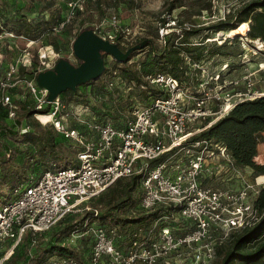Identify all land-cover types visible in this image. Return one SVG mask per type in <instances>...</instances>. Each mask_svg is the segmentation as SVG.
Returning <instances> with one entry per match:
<instances>
[{
	"label": "trees",
	"instance_id": "obj_1",
	"mask_svg": "<svg viewBox=\"0 0 264 264\" xmlns=\"http://www.w3.org/2000/svg\"><path fill=\"white\" fill-rule=\"evenodd\" d=\"M61 1L63 5H67L76 0ZM133 3V0H80L65 16L63 8L55 0H0V38H22L31 44L42 41L44 47L50 48L53 56H64L74 39L82 32L88 29L98 30L97 24L105 17L109 8L117 11L120 5L131 8ZM173 4L169 5L167 12H171ZM202 9H210V4L202 6ZM164 23L162 20V25ZM242 23L248 25L249 30L245 37L249 41L264 42V0H249L228 15L227 19H220L211 25L192 28L178 23L176 27H171L172 31L156 37L155 40L140 38L127 49L121 48L122 53H125L143 43L139 48L131 50L125 59L119 60L124 64L137 53L145 50L146 53L143 60L137 63V70L128 67L121 71L120 80L128 84L129 91L137 90L147 101L143 105L139 104L141 107L164 96L162 91L147 80L148 76L157 73L173 77L180 85L186 86L193 96H197L195 87L200 77L195 76L197 73L186 65L184 56L195 63L207 65L210 62L213 66L221 64L216 61V56L229 57L232 60L228 64L229 73L239 74L242 68V51L228 50L230 44L239 36L227 38L218 45L207 40L210 38L209 33L228 32ZM6 33L13 37H8ZM120 35V30H117L112 39L118 48ZM80 64L81 61L78 60L74 67L77 68ZM11 66L7 64L4 69L0 63V80L8 84L0 89L9 97V103H4L3 97L0 100V200L3 199V204L20 183L37 181L46 171L76 167L78 164L77 158L70 159L56 150L63 143V137L55 135L53 128L52 131L40 129L41 125L35 119V115L45 114L48 110V107L41 110L35 108V99L27 88V83L34 81L38 74L35 55L29 63V69L18 65L14 77L7 81L6 73ZM107 71V67H104L100 78ZM260 74L263 78L264 71ZM97 78L77 84L74 90L68 88L56 98L63 103L70 99L69 94H77L81 88L92 84ZM27 96H30L29 99ZM135 107L137 106L130 107L126 121L130 119L131 111ZM93 108L96 110L98 106L94 105ZM210 108L216 109L215 105H210ZM11 112L13 117H9ZM208 120L196 126L202 127ZM126 121L111 119L108 122H96L110 123L120 128ZM24 128L26 132H22ZM263 133L264 96L238 103L210 127L192 136L190 141L206 140L226 149L231 163H224L227 167L224 169L227 172L225 179L230 177L231 170L234 172L236 169H248L256 178L264 176V164H257L254 160ZM34 144L41 152H45L38 159H34ZM163 159L162 156L150 164ZM213 180V173L208 172H204L200 178L201 184L208 187H213ZM137 191L141 192L140 175L118 179L99 195L66 214L49 229L38 233L25 232L15 245L11 240L0 242V264H49L53 259L61 264H88L94 244L92 229L99 226L106 229L108 234L109 230L115 229L114 243L122 250L129 246L134 235L135 238L145 237L148 229L162 217H167L166 221L161 220L156 225L159 228L169 226L177 235L193 229L194 225L190 220L176 215L177 209L174 206L142 210L139 207L141 195L139 199L135 198ZM252 204L257 221L250 227L233 231L236 234L227 238L230 240L228 248H225L226 243L222 245L224 242L216 245L214 259L210 264H264V182ZM77 234L80 235L78 238H72ZM9 251L10 254L5 258ZM215 257L218 260L214 261ZM102 264H109L106 258Z\"/></svg>",
	"mask_w": 264,
	"mask_h": 264
},
{
	"label": "built area",
	"instance_id": "obj_2",
	"mask_svg": "<svg viewBox=\"0 0 264 264\" xmlns=\"http://www.w3.org/2000/svg\"><path fill=\"white\" fill-rule=\"evenodd\" d=\"M184 60L197 73L195 76L200 77L195 87L197 96L169 75L148 76V82L162 91V98L132 109L130 119L120 128L110 123L85 124L86 134L93 131L95 135L77 153L76 167L46 171L37 181L20 183L12 190L0 207V242L11 240L15 245L25 232L49 229L118 179L132 175H140L142 210L174 206L176 215L190 220L194 227L177 235L169 226H157V222L166 221L167 217H162L148 229L145 237L134 235L129 246L122 250L115 246V229L108 234L99 226L92 229L94 244L88 264H102L104 258L109 264H172L167 259H179L184 254L191 264H210L216 246L210 235L212 229L227 233L253 225L258 218L253 200L248 202L251 186L234 191L204 186L200 182L204 172L216 176L227 168L225 164L230 165L226 149L206 140L190 141V138L210 127L238 103L263 97L264 90L254 86V74L264 71V64L259 63V68L250 71L242 51L240 75L243 77L228 79L231 73L226 63L204 75L206 65L186 56ZM16 68L13 65L9 68L7 81L16 73ZM7 85L0 80V87ZM27 88L35 99L36 109L48 107L45 114L39 115L49 119L65 138L81 143L83 135L79 131L63 127L64 105L60 99L48 101V96L37 90L34 81L28 82ZM3 102L9 103V97L5 95ZM210 105L216 109L212 110ZM9 117H13L12 112ZM206 119L209 120L204 126L193 127V124L202 125ZM180 152L181 156L176 157ZM162 156L163 161L150 164ZM253 193V196L257 194Z\"/></svg>",
	"mask_w": 264,
	"mask_h": 264
},
{
	"label": "rangeland",
	"instance_id": "obj_3",
	"mask_svg": "<svg viewBox=\"0 0 264 264\" xmlns=\"http://www.w3.org/2000/svg\"><path fill=\"white\" fill-rule=\"evenodd\" d=\"M55 1L56 4L61 5L63 8V15L67 16L73 5L80 0H76L67 5H63L61 0ZM133 1L134 3L131 8H126L124 5H120L117 11L113 8H109L105 17L97 24L98 30L93 31L92 29H88L82 32L79 37L74 39L71 47L68 48V51L64 56L61 55L57 57L56 55H51L49 52L50 49L44 47L42 41H36L34 44H31L22 38H0V63L3 64L4 69L7 67V64L16 67L22 65L26 67V69H29V63L35 55L38 74L34 79V83L38 88L37 90L40 91L42 95L46 94V96L49 95V91L46 87L37 83V76L47 72H54L60 62H64L70 67L75 68L74 66L77 61L80 60L79 58H81L80 61H82L80 65L81 67L85 62V59H82L76 51V45L80 40L86 39L89 42L98 40L107 46L99 45L94 47L96 59L100 62L101 66L107 67V73L102 78L99 76L92 84L81 88L80 92H77V94H69L68 96H70V99L63 102L64 109L61 112V122L63 123V127L68 130L75 129L79 131V133L83 135V138L80 140L82 144L74 139L65 138L61 133L54 129L53 125L50 124L51 122H49V119L40 115H35V119H38L37 121H39V124L41 125L40 129L44 128L51 130V128H53V133L55 135L59 134L60 137H63V143L60 144L56 150L60 151L64 156L70 159H76V155L82 150L84 147L83 145L91 141V139H94V137H92L95 135L93 131H88L86 134L84 129L85 124L89 125L96 121L108 122L111 119H118V121L124 122L129 116L131 106L140 107L147 103L137 90L129 91L127 88L128 84L121 82L120 80V74L123 69L131 67L133 70H137L136 65L140 60H143L146 50L137 53L129 62H127V64L121 63L117 60L121 58L123 59L126 55L125 53L139 48L143 43L128 49L125 53H122L121 48L127 49L140 38L155 40L156 37H161V35L172 31L173 29L171 27H176L178 23L184 27L192 28L211 25L220 19H227L228 15H231L235 9L249 0ZM171 3H174V8L171 12H167ZM207 4H210V9H202V6ZM162 20L165 21L164 25H162ZM162 26H164L163 29L165 30L162 29ZM117 30H120L121 34V38L119 39L120 48L112 42L114 33ZM229 33V31L209 33L208 37L210 38L207 41L215 42L218 45L222 44L227 38L229 39L234 38V36H239L230 44L228 50L235 49L239 52H245V59H247L246 67L250 71H254L256 67L259 68V63L264 64V42L249 41L245 35L231 36ZM108 46L112 48V51L108 50ZM2 50L4 51V54H2ZM215 59L217 62H221V64L213 66L211 65L212 63H207V69L205 70L206 72L204 75H209L210 72L218 70L219 66L222 64L232 63V60L229 57L216 56ZM240 74L241 72H239V74L231 73L227 78L229 79L232 76L239 77ZM254 86L258 89L264 90V77L262 78L260 73L255 72L254 74ZM72 89L74 90L75 86ZM5 93V91L0 89V100H2V97L4 99L6 95ZM27 97L29 99L30 96ZM94 105L98 106L96 110H93ZM105 113H107V115ZM195 126L196 124H193V127ZM22 132H26V129L24 128ZM34 147L36 148L34 159H38V157H41L45 152H41L35 144ZM181 154L182 152L178 153L176 157H180ZM254 160L257 164H264V133L262 134V142L257 147V156ZM212 162L215 163L217 161L212 159ZM226 173L227 172H221L220 174L217 173L216 176H214L212 186L218 189L227 188L234 191L251 186L253 189L249 190L248 202L253 200V191L257 193L259 187H261L264 182V176L254 178L252 172L248 169H236L234 172L231 170L230 179L224 178V176L227 175ZM140 195L141 192L137 191L135 198L139 199ZM2 204L3 199L0 200V207ZM210 232L211 238L214 240L213 243L215 245H220L224 242L222 245L226 243L225 248L229 247L228 242L230 240H228V237H230L231 234H236V232L233 233V231L224 233L223 230L220 231L219 229H212ZM9 254L10 251L6 253L5 258ZM189 260V257L184 254L179 259L175 257L167 259V263L191 264L192 262L190 263ZM216 260H218V258L215 257L214 261ZM49 264L61 263L53 259Z\"/></svg>",
	"mask_w": 264,
	"mask_h": 264
},
{
	"label": "bare ground",
	"instance_id": "obj_4",
	"mask_svg": "<svg viewBox=\"0 0 264 264\" xmlns=\"http://www.w3.org/2000/svg\"><path fill=\"white\" fill-rule=\"evenodd\" d=\"M247 30H249L247 23H242L236 29L229 31V34L231 36L245 35ZM99 45L107 47L98 40H93L92 42H89L86 39L80 40L76 45V51L80 57L85 59L82 66L72 68L64 62H60L54 72H47L40 75V85L51 89V84L55 81H59L62 86H70L73 88L78 82H83L90 77H96L100 72L101 67H103L95 56L94 47ZM108 50L112 51V48L108 46Z\"/></svg>",
	"mask_w": 264,
	"mask_h": 264
},
{
	"label": "water",
	"instance_id": "obj_5",
	"mask_svg": "<svg viewBox=\"0 0 264 264\" xmlns=\"http://www.w3.org/2000/svg\"><path fill=\"white\" fill-rule=\"evenodd\" d=\"M81 35V34H80ZM79 37V36H78ZM129 53V52H128ZM128 53H125L126 55H125V57L127 56V54ZM77 56V55H76ZM78 57V56H77ZM125 57L123 58V59H125ZM79 58V57H78ZM116 58V57H115ZM80 60H81V58H79ZM82 59H84V58H82ZM123 59H117V60H123ZM81 63H82V61H81ZM81 65V64H80ZM80 65H79V67H80ZM76 68V67H75ZM78 68V67H77ZM103 69H104V66L103 67H101V70H100V72L98 73V75L96 76V77H90V78H88L87 80H85V81H83V82H86V81H88V80H90V79H94V78H97V77H99L100 75H101V73H102V71H103ZM41 75V74H40ZM40 75H38L37 76V83L38 84H40V82H39V80H40ZM82 81L81 82H78V83H76L74 86H76L77 84H79V83H83ZM36 83V84H37ZM68 88H70V89H72L70 86H62L60 83H59V81H55V82H53L52 84H51V89H48L47 88V90L49 91V95H48V101H52L53 99H55L61 92H63V91H65L66 89H68Z\"/></svg>",
	"mask_w": 264,
	"mask_h": 264
}]
</instances>
